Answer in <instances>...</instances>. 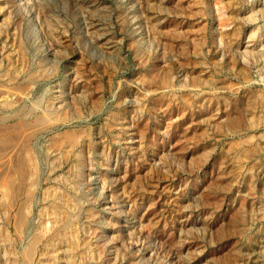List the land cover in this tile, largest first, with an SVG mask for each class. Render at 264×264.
Here are the masks:
<instances>
[{"label":"rangeland","instance_id":"374dc122","mask_svg":"<svg viewBox=\"0 0 264 264\" xmlns=\"http://www.w3.org/2000/svg\"><path fill=\"white\" fill-rule=\"evenodd\" d=\"M0 264H264V0H0Z\"/></svg>","mask_w":264,"mask_h":264},{"label":"bare ground","instance_id":"6f19581e","mask_svg":"<svg viewBox=\"0 0 264 264\" xmlns=\"http://www.w3.org/2000/svg\"><path fill=\"white\" fill-rule=\"evenodd\" d=\"M30 162H31V164H32L31 167H32L33 169H35V166H36V165H34V163H36V162L33 163V161H31V160H30ZM2 187H3V186H2ZM3 189H4V188H3ZM7 189H8V188H7ZM49 193H50V192H49ZM3 196H4V195H3ZM58 201H59V200H58ZM63 203H64V202H63ZM57 205H58V204H57ZM63 218H64V217H63ZM62 232H63V231H62ZM63 233H64V232H63ZM62 235H63V234H62ZM68 236H69V235H68ZM69 243H70V242H69ZM69 243H68V245H69ZM70 244H71V243H70ZM69 247H70V246H69ZM76 251H77V250H76ZM80 251H81V250H80ZM83 253H84V252H82V254H83ZM80 256H81V255H80ZM72 257H73V256H72ZM69 259H70V258H69ZM78 259H79V258H78ZM82 260H83V259H82ZM87 260H88V259H87Z\"/></svg>","mask_w":264,"mask_h":264}]
</instances>
